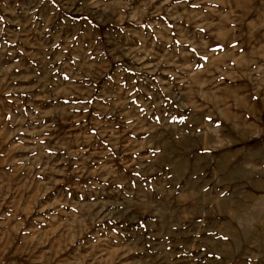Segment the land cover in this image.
Returning <instances> with one entry per match:
<instances>
[{"label": "rangeland", "instance_id": "obj_1", "mask_svg": "<svg viewBox=\"0 0 264 264\" xmlns=\"http://www.w3.org/2000/svg\"><path fill=\"white\" fill-rule=\"evenodd\" d=\"M0 264H264V0H0Z\"/></svg>", "mask_w": 264, "mask_h": 264}]
</instances>
